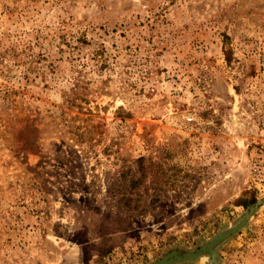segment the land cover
Instances as JSON below:
<instances>
[{"label": "rangeland", "instance_id": "obj_1", "mask_svg": "<svg viewBox=\"0 0 264 264\" xmlns=\"http://www.w3.org/2000/svg\"><path fill=\"white\" fill-rule=\"evenodd\" d=\"M263 198L264 0H0V264H151ZM216 250L264 264V202Z\"/></svg>", "mask_w": 264, "mask_h": 264}, {"label": "water", "instance_id": "obj_2", "mask_svg": "<svg viewBox=\"0 0 264 264\" xmlns=\"http://www.w3.org/2000/svg\"><path fill=\"white\" fill-rule=\"evenodd\" d=\"M264 202V198L258 200L252 207L248 208L240 217L239 221L231 227L217 232L210 237L207 241L192 250H180L172 248L160 258L154 260L151 264H173L176 262L193 261L203 255L209 257V263L215 264L217 260V246L225 239L233 235L240 227H242L250 214L258 207L259 204Z\"/></svg>", "mask_w": 264, "mask_h": 264}, {"label": "built area", "instance_id": "obj_3", "mask_svg": "<svg viewBox=\"0 0 264 264\" xmlns=\"http://www.w3.org/2000/svg\"><path fill=\"white\" fill-rule=\"evenodd\" d=\"M191 118H192V117H191V116H189L187 119H188V120H190Z\"/></svg>", "mask_w": 264, "mask_h": 264}]
</instances>
